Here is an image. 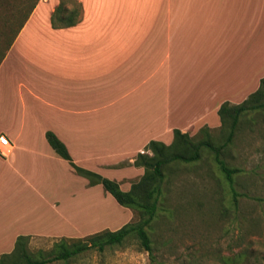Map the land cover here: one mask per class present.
<instances>
[{
    "label": "crops",
    "instance_id": "1",
    "mask_svg": "<svg viewBox=\"0 0 264 264\" xmlns=\"http://www.w3.org/2000/svg\"><path fill=\"white\" fill-rule=\"evenodd\" d=\"M59 1L38 2L0 64L10 143L0 149V254L20 235L94 229L100 205L114 202L47 131L78 166L129 190L151 140L220 125L221 105L241 103L264 77V0H77L81 20L56 28ZM42 5L44 23H31Z\"/></svg>",
    "mask_w": 264,
    "mask_h": 264
},
{
    "label": "rangeland",
    "instance_id": "2",
    "mask_svg": "<svg viewBox=\"0 0 264 264\" xmlns=\"http://www.w3.org/2000/svg\"><path fill=\"white\" fill-rule=\"evenodd\" d=\"M28 2L0 0V64ZM66 5L74 8L77 4L71 0ZM44 7H40L31 23H44L40 19ZM205 127L208 126L197 127L191 133L196 135ZM220 129L221 124L210 128V133L221 144L226 136L219 141ZM203 135L200 133L197 139ZM221 157L231 168L238 169L233 181L225 177L214 152L208 148L202 149L200 160L174 162L166 170L158 217L149 231L151 252L129 237L104 250L91 247L69 259H53L47 264H264V109L241 117ZM142 175L131 178V186ZM113 201L100 205V211L94 214V229L73 236L25 235L29 236V251L35 257H55V243L63 238H84L139 220L138 213L121 206L115 198ZM3 254L6 253H1L0 258Z\"/></svg>",
    "mask_w": 264,
    "mask_h": 264
},
{
    "label": "trees",
    "instance_id": "3",
    "mask_svg": "<svg viewBox=\"0 0 264 264\" xmlns=\"http://www.w3.org/2000/svg\"><path fill=\"white\" fill-rule=\"evenodd\" d=\"M28 1H30L28 2V9L25 11L18 29H16L14 38L8 41L9 46L2 58L5 57L13 40L40 0ZM67 1L71 0H60L52 13L53 27H70L81 20V3L72 0L77 5L74 8H69L66 5ZM259 109H264V77L261 79L259 89L242 103L232 104L227 101L220 107L221 135L219 141L223 140V136H226L224 143H218V140L210 133L209 127L202 128L196 135L174 129L173 140L169 144L160 140H151L146 148L151 151V154L139 153L135 159V165L142 166L144 173L138 181L132 184L129 190L122 189L120 183L115 179L78 166L74 162L67 145L53 131H47L46 137L52 148L57 154L69 161L77 174L86 177L89 180V185L101 184L121 206L132 209L139 214L140 218L136 222L124 224L117 230L105 229L84 238H63L55 243L53 248L56 253L55 257H52L53 255L35 257L27 245L29 236L20 235L13 251L2 255L0 264H47L53 259H69L91 247L104 250L106 246L121 244L129 237L137 239L143 248L151 252L153 241L149 231L158 217L163 185L167 179L166 170L169 166L174 162H196L202 158V149L208 148L214 152L215 160L225 177L229 181H233V175L238 172V169L231 168L221 157V153L231 143L241 117L247 112ZM200 133L204 135L197 139Z\"/></svg>",
    "mask_w": 264,
    "mask_h": 264
},
{
    "label": "built area",
    "instance_id": "4",
    "mask_svg": "<svg viewBox=\"0 0 264 264\" xmlns=\"http://www.w3.org/2000/svg\"><path fill=\"white\" fill-rule=\"evenodd\" d=\"M9 145L10 143L7 137L5 136L0 137V149H1V146H9Z\"/></svg>",
    "mask_w": 264,
    "mask_h": 264
}]
</instances>
